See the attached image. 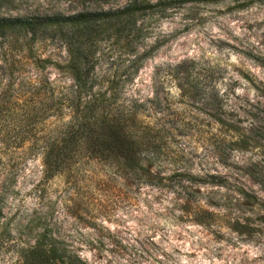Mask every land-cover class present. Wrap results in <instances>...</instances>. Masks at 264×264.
Instances as JSON below:
<instances>
[{
    "label": "rangeland",
    "instance_id": "obj_1",
    "mask_svg": "<svg viewBox=\"0 0 264 264\" xmlns=\"http://www.w3.org/2000/svg\"><path fill=\"white\" fill-rule=\"evenodd\" d=\"M128 1L0 0V19L66 17ZM137 25L143 33L136 52L151 51L123 95L143 99L142 114L164 132L152 172L217 173L241 186L255 196L254 206L232 200L223 210L213 199L235 194L207 185L199 187L197 202L251 230L230 231L222 217L209 230L197 226L178 183L135 186L108 162L72 160L46 175L39 152L30 150L32 138L19 143L26 129L21 114L46 110L50 96L62 94L66 79L57 65L65 52L52 36L0 41V264H21L41 235L65 258L86 264H264V0H173ZM122 44H100L94 75L125 69ZM211 69L215 98L206 93ZM215 113L246 146L226 147L233 134L218 129ZM50 121L37 125V137L48 134Z\"/></svg>",
    "mask_w": 264,
    "mask_h": 264
},
{
    "label": "trees",
    "instance_id": "obj_2",
    "mask_svg": "<svg viewBox=\"0 0 264 264\" xmlns=\"http://www.w3.org/2000/svg\"><path fill=\"white\" fill-rule=\"evenodd\" d=\"M173 0H130L121 8L85 11L72 16H51L34 19H0V41L9 44L18 40L47 41L55 37L60 41L65 52L60 70L66 79V85L59 97L50 96L46 110L27 109L21 114L26 127L19 143L24 144L32 138V151L40 154L44 173L57 174L63 165L69 161L82 159L104 161L116 167V170L129 177L135 186L179 188L183 203H188L185 213L193 216L195 225L209 230L214 219L226 218L228 229L237 234L250 231V226L237 222V218L229 214L212 213L197 202L199 187H218L228 190L231 188L236 198L221 195L213 200V204L223 207L229 201L236 205L239 200L245 206L256 204L255 196L246 192L241 186L230 185L224 177L217 173L192 175L188 172L176 171L169 176L154 174L151 170L157 160V145L163 138L164 132L150 124L148 117L142 114L145 101L138 96L124 97L125 90L141 68L151 49L136 52L135 47L142 36L138 26L140 20L157 12L170 9ZM111 40L115 45L122 42L121 54L127 58L125 69L112 75H94L100 60L99 46ZM136 44V45H135ZM107 49L106 51H108ZM134 54L131 59L130 54ZM57 63L54 65L56 66ZM193 69H184L183 73L190 74ZM212 69L206 93L215 98L218 91L213 83ZM198 79V76L196 75ZM195 79L192 86L197 90L199 83ZM205 91V90H204ZM40 110V111H38ZM215 125L221 132L233 134L226 141L227 146L240 148L247 145L238 129L231 123L221 119L217 113L212 114ZM51 118L52 125L45 137H37V125ZM222 141V140H220ZM238 146V147H237ZM168 182V183H166ZM258 184V180H256ZM212 200V199H211ZM232 201V202H233ZM21 264H86L78 257H64L53 242L46 241L44 235L39 236L34 244L23 251Z\"/></svg>",
    "mask_w": 264,
    "mask_h": 264
}]
</instances>
